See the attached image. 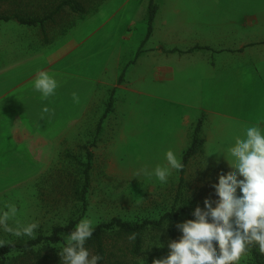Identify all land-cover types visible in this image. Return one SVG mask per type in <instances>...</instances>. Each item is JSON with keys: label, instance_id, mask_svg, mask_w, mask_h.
<instances>
[{"label": "rangeland", "instance_id": "rangeland-1", "mask_svg": "<svg viewBox=\"0 0 264 264\" xmlns=\"http://www.w3.org/2000/svg\"><path fill=\"white\" fill-rule=\"evenodd\" d=\"M52 1L17 0L14 5L10 0L0 5V15L19 6L42 16L44 4L48 8ZM78 1L85 7L84 15L64 9L55 17L56 22L43 23L51 45L77 35L75 49H66L63 55L66 61L62 64L66 68L63 74L50 72L58 82L55 95L42 99L41 93L32 86V95L29 93L27 99L14 102L18 115L22 114L23 103L28 104L26 124L17 123L15 119L9 124L7 121L12 118L0 117V208L6 202L15 203L21 223L39 221L37 236L49 235L52 227L77 218L80 207L69 187L79 177L81 171L77 165L87 160V149L91 152L90 184L82 218H93L95 226L113 218L156 220L179 206L202 201L211 200L212 206L217 208L219 202L213 189L218 187L221 174L227 176L233 169L225 163L228 161L224 156L214 155L217 150L223 153L226 148L235 146L251 125L236 122L240 131L225 135L226 146L217 147L215 151L214 145H208L189 160L180 201L177 199L180 178L177 170H173L167 183L161 184L155 177L139 174V169L166 163L164 154L169 148L181 158L201 118L189 97L173 92V83L186 79V70L174 65V58L164 51L188 49L193 45L186 33L200 16L211 21L207 29L210 33H236L240 13L236 14L235 7L229 11L231 13L222 11L232 7L221 0H176L177 3L153 0L157 10L152 32L140 47L147 33L150 0ZM111 15H114L112 22L93 28ZM100 19L103 21L99 22ZM3 22L0 20V25ZM4 27V30L0 28V49L24 50H5L1 56L0 109L6 107L2 111L11 110L8 107L20 96V91H11V85L42 69L34 60L25 58L26 46L16 44L20 41L18 37L32 38L37 48L43 33L39 26L27 27L12 20ZM117 46L119 48L115 49ZM160 47L163 54H159ZM27 49L31 48L27 46ZM105 65L107 69L98 73ZM85 72L91 73L92 78L82 76ZM73 92L79 96L78 103L73 101ZM110 97L113 110L106 114L97 134L96 126ZM45 106L50 111L44 112ZM10 127H13L11 131L16 128L15 132H3ZM9 223L14 226L13 221ZM158 235L146 233L143 254L132 258L125 252L124 264H141L138 258L152 264L154 259L166 256L168 241L163 233L157 241L163 247L154 245ZM0 238L10 239L12 243L32 239L9 236L2 231ZM47 249L59 250L60 247ZM261 255L264 261V253ZM6 264L38 263L33 257L11 253ZM240 264H252L250 252Z\"/></svg>", "mask_w": 264, "mask_h": 264}, {"label": "crops", "instance_id": "crops-1", "mask_svg": "<svg viewBox=\"0 0 264 264\" xmlns=\"http://www.w3.org/2000/svg\"><path fill=\"white\" fill-rule=\"evenodd\" d=\"M175 2L177 3L176 0ZM221 2L232 7L223 8L222 11L231 13L229 11H233V7H235L236 14L240 13L237 20V23H240L238 24L239 30L236 33L232 31L210 33L207 29L211 21L208 20V17L200 16L193 24L194 27L186 33L187 40H193V45H190L188 49L174 48L176 51L172 53L164 51L174 58V65L185 67L186 79L173 83V92L175 91L177 96L185 94L189 97L194 110L201 118H204L202 121L199 117L200 119L198 118L196 123L197 125L201 120L200 135L204 139L202 149L212 144L214 145L212 149L215 151L217 147L226 146L225 135L227 133L236 134L240 131L236 122L241 121L251 126L260 123L261 127L264 128V0H221ZM171 3L174 4V2ZM191 13L192 10L189 9V14ZM113 17L114 15L108 16L104 21L100 19L99 22H103L95 24L93 28L104 24L106 26L108 22H112ZM53 22H56L55 17ZM43 23L42 26H37L45 34ZM5 24L6 22H3L0 25L2 30L5 29ZM11 26L13 28V25ZM43 33L39 40L41 45L37 48L32 38L18 37L20 41H17L16 44L26 46L25 58L29 61L34 60L41 65L40 71H47L49 74L50 72L63 74L66 69L65 65H62L66 62L63 55L66 49H75L74 43L77 35L70 37V39L64 38L51 45V37ZM27 46L31 49H27ZM119 46L115 49H118ZM161 48H159V54H163ZM5 50L14 52L24 49ZM5 50L0 49V59H2L1 56ZM157 58L162 59V57ZM107 67L108 65L101 67L98 73L106 70ZM40 71L33 73L19 83L11 85V91H20V96L16 97L17 99L13 100L8 107L11 110L2 111L6 108L5 106V108L0 109V117L3 119L12 118L7 123L10 124L15 119L17 123L26 124L28 104L23 103L22 114L18 115V109L15 108L14 102L27 99L29 93L32 95L33 91L30 87L33 86ZM82 76L92 78L93 75L85 72ZM175 100L178 101L179 98ZM22 119H26V121ZM12 128L10 127L3 132L11 134L16 130L15 128L11 131ZM225 163L229 164L228 162Z\"/></svg>", "mask_w": 264, "mask_h": 264}, {"label": "clouds", "instance_id": "clouds-1", "mask_svg": "<svg viewBox=\"0 0 264 264\" xmlns=\"http://www.w3.org/2000/svg\"><path fill=\"white\" fill-rule=\"evenodd\" d=\"M33 87L41 93L42 99H47L55 95L58 82L47 71H40ZM72 98L79 102L76 92L72 93ZM43 111L50 109L45 106ZM216 155L224 156L233 169L227 176L222 173L218 187L213 189L219 202L216 210H212L209 200L204 205V213L196 209L193 220L176 224L181 235L169 240L167 255L154 259L152 264H240L252 248L264 253V128L260 123L249 126L243 139L223 153L217 150ZM164 156L166 163L151 169L144 166L139 174L155 177L161 184L167 183L173 170H182L184 163L171 148ZM17 214L16 204L6 202L0 208V231L17 238L35 239L39 221L21 223ZM9 221H13L14 226ZM95 223L93 218L84 217L75 224L59 249L61 264H98L103 260L102 255L85 247L95 231ZM159 235L154 245L163 247L157 242ZM129 239L135 240V233ZM11 243L10 239L0 238V247ZM138 259L145 264L142 258Z\"/></svg>", "mask_w": 264, "mask_h": 264}, {"label": "trees", "instance_id": "trees-1", "mask_svg": "<svg viewBox=\"0 0 264 264\" xmlns=\"http://www.w3.org/2000/svg\"><path fill=\"white\" fill-rule=\"evenodd\" d=\"M10 0H0V5L9 2ZM16 5L17 0H12ZM42 16L30 13L24 8H17L7 14L0 15V20L15 21L20 25L42 26L46 20L53 22L63 9H67L70 13L75 15H84L85 7L78 0H53L49 3V7L44 4ZM157 7L153 0L149 1L148 5V19H147V33L143 39L142 47L147 41L152 32V23L156 13ZM175 49L166 51L167 53L175 52ZM120 81V79H119ZM113 110V98L107 102L106 110L102 115L99 123L96 126V133L99 134L101 130V122L108 112ZM201 120L196 125L192 141L190 145L182 154V162L184 168L179 170V184L177 190V199L180 201L182 191L184 189V173L190 159L202 151L204 139L201 137ZM86 161L78 163L79 170L81 171L78 179L72 182L69 187L73 200L80 207V214L77 218L69 219L64 225H56L51 228L49 235H38L35 239H29L22 243H11L0 247V264H6L7 256L11 253H19L24 257H33V260L38 264H61L59 250H50L47 248L61 247L66 239V235L74 228L75 224L83 217L86 206V194L90 184L89 172L91 170V152L86 150ZM206 202L202 201L194 205L184 204L176 209L162 214L158 219H144L141 221H124L119 218H113L109 222L99 223L95 226V231L92 237L86 242L90 252L100 254L103 260L98 264H124L125 252L132 258L140 257L145 249L143 236L146 233H163L165 239L169 240L178 239L181 233L176 228V224L184 222L185 220L194 219V211L199 209L204 213V205ZM215 211L216 207L212 206ZM135 233V240H130L129 236ZM45 250V251H44ZM252 257V264H264L261 253L258 248H252L250 251Z\"/></svg>", "mask_w": 264, "mask_h": 264}]
</instances>
